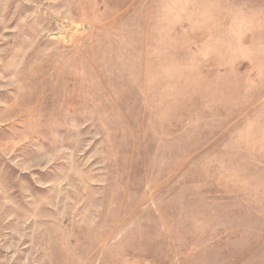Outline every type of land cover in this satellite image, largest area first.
I'll use <instances>...</instances> for the list:
<instances>
[{"label": "rangeland", "instance_id": "rangeland-1", "mask_svg": "<svg viewBox=\"0 0 264 264\" xmlns=\"http://www.w3.org/2000/svg\"><path fill=\"white\" fill-rule=\"evenodd\" d=\"M0 264H264V0H0Z\"/></svg>", "mask_w": 264, "mask_h": 264}]
</instances>
